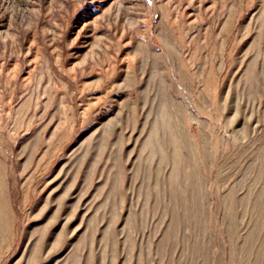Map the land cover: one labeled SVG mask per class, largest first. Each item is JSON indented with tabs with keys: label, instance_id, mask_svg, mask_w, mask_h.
Here are the masks:
<instances>
[{
	"label": "rangeland",
	"instance_id": "obj_1",
	"mask_svg": "<svg viewBox=\"0 0 264 264\" xmlns=\"http://www.w3.org/2000/svg\"><path fill=\"white\" fill-rule=\"evenodd\" d=\"M0 264H264V0H0Z\"/></svg>",
	"mask_w": 264,
	"mask_h": 264
}]
</instances>
